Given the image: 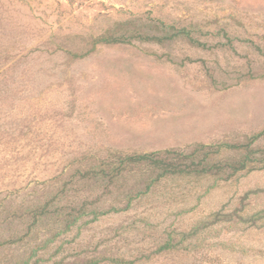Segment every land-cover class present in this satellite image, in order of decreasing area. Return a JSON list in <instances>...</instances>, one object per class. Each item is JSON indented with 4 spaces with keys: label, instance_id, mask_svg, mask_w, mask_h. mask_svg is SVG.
<instances>
[{
    "label": "rangeland",
    "instance_id": "rangeland-1",
    "mask_svg": "<svg viewBox=\"0 0 264 264\" xmlns=\"http://www.w3.org/2000/svg\"><path fill=\"white\" fill-rule=\"evenodd\" d=\"M159 20L205 45L95 41L163 35ZM245 142L257 151L236 172L243 150L220 148L211 174H83ZM263 156L264 0H0V264H264Z\"/></svg>",
    "mask_w": 264,
    "mask_h": 264
},
{
    "label": "trees",
    "instance_id": "trees-1",
    "mask_svg": "<svg viewBox=\"0 0 264 264\" xmlns=\"http://www.w3.org/2000/svg\"><path fill=\"white\" fill-rule=\"evenodd\" d=\"M156 28L160 29L161 31H164L163 35H150V34H142L140 32H136V34H112V33H105L102 35H99L95 41L103 44H110V43H124L129 42L131 37H138L141 41H153L156 43H161L164 40H173L177 38H186L190 40L191 42H195L199 45H205L203 42H200L198 39L196 40L193 35V28H190L188 26H177L173 23H166L162 20H159L157 24L155 23ZM225 36H227L226 33H224ZM251 143L245 142L241 144H218L217 149L210 152L203 153V157L201 160L195 159L196 152L199 150H203L205 148L211 147V145L207 144H198L194 150H192L189 153L179 152L176 150H170L166 149L163 151H152V152H145L140 154H126L118 156L116 161L113 163L111 167L108 168H100L96 170L95 168H90V170H85L83 174H94L95 176H99L101 178L105 177H112V175H115V173H119V167L123 168L126 165H137V164H143L146 167L150 168L151 170L155 171V177L152 181L159 180L160 178H163L165 176L169 175H200V174H206V173H213L219 172L222 169V166L224 164L218 163V162H211L208 161L211 155L216 154L219 152L220 148H226L231 150H243L242 157L233 164H226L225 166L231 168L232 172H236L237 170L245 169L248 162L253 160L254 158L252 155L257 151L256 149L252 148ZM263 165H264V156L262 158ZM119 171V172H118ZM98 174V175H97ZM150 185V184H149ZM46 204L41 205L33 210V214L39 215V217L45 215V209ZM95 214L98 212H94ZM70 218H68L66 228L69 227L70 224H74L77 219L79 218V215H73L69 214ZM69 217V216H68ZM264 217V209L260 211L259 218L262 219ZM218 221L222 220L223 218L219 217L217 218ZM233 221L232 219H223V221ZM238 222L242 223H248L252 226H256V222H254L251 217L245 216L244 218L237 219ZM264 225V222H262ZM201 226H195L190 232L188 233H182L183 237H190L192 234H195L196 231ZM188 235V236H186ZM52 241V240H50ZM12 242V240L6 241ZM43 247L47 246V242L43 244ZM173 246L169 241L164 242L159 246L157 249L158 251H162L165 249H169ZM34 253L35 250H34ZM100 259H92L88 262L81 263V264H98ZM113 263H129L125 260L120 259H110ZM18 264H29V259H23Z\"/></svg>",
    "mask_w": 264,
    "mask_h": 264
}]
</instances>
